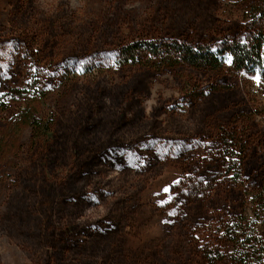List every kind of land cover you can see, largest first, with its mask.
<instances>
[{
  "label": "rangeland",
  "instance_id": "obj_1",
  "mask_svg": "<svg viewBox=\"0 0 264 264\" xmlns=\"http://www.w3.org/2000/svg\"><path fill=\"white\" fill-rule=\"evenodd\" d=\"M247 15L244 0H0V264H205L224 221L254 216L264 79L227 56L121 54L214 50Z\"/></svg>",
  "mask_w": 264,
  "mask_h": 264
},
{
  "label": "trees",
  "instance_id": "obj_2",
  "mask_svg": "<svg viewBox=\"0 0 264 264\" xmlns=\"http://www.w3.org/2000/svg\"><path fill=\"white\" fill-rule=\"evenodd\" d=\"M247 4V21L240 38H220L219 47L211 50L202 45H186L178 42L165 43L156 40H136L122 47L125 60H135L146 52L159 56L164 65H188L190 67L220 68L225 56L230 68L245 73H257L264 79V0H244ZM5 104V94L0 100ZM2 108H6L3 105ZM24 113V117H26ZM264 184L258 194V202L264 200ZM254 208V216L238 217L224 221L220 235L207 243L203 254L205 264H261L264 253V205ZM218 234V232L216 233Z\"/></svg>",
  "mask_w": 264,
  "mask_h": 264
}]
</instances>
